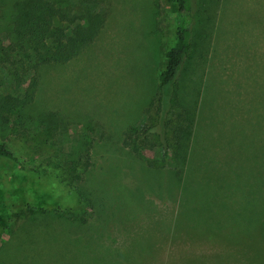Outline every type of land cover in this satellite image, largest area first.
<instances>
[{"label": "rangeland", "instance_id": "1", "mask_svg": "<svg viewBox=\"0 0 264 264\" xmlns=\"http://www.w3.org/2000/svg\"><path fill=\"white\" fill-rule=\"evenodd\" d=\"M14 1L0 0V51ZM170 1L111 0L98 39L43 69L34 109L69 120L77 151L93 126L92 166L86 181L70 173L71 145L42 132L32 139L41 155L13 134L3 141L20 163L0 158V264H264V0H196L179 76L183 102L199 105L188 168L152 176L122 146L160 93L176 30ZM77 185L97 199L76 211V228L53 211L78 208L68 203Z\"/></svg>", "mask_w": 264, "mask_h": 264}, {"label": "trees", "instance_id": "2", "mask_svg": "<svg viewBox=\"0 0 264 264\" xmlns=\"http://www.w3.org/2000/svg\"><path fill=\"white\" fill-rule=\"evenodd\" d=\"M110 3L111 0L13 2L4 25L5 46L0 51V158L20 163L3 142L12 134L23 140L36 155L43 152L41 143H32L38 132L57 137L61 144L71 145L69 141L74 130L69 120L57 111L34 109L43 69L72 62L90 47L106 27V10ZM197 5L196 0L170 1L171 11L176 15V30L173 47L167 54L165 68L160 76V93L150 101L141 125L127 128L122 134L124 149L134 154V159L140 160L143 168L152 176L169 171L177 178L178 172L182 174L188 168L199 105L190 107L183 102L179 76L194 48L192 39ZM90 129L85 128L75 140L82 143L85 149L77 151L75 145H71L65 161L70 166V169H66L70 173L72 170L78 171L85 181L92 166L93 126ZM153 153L160 154L161 159H151L150 154ZM58 179L65 187L69 186L66 179ZM178 180L182 181V176ZM44 184L37 180L35 186L38 188ZM51 186L56 187L54 189L57 191L56 183L51 182ZM48 191L54 192L53 189ZM49 192L41 196L45 202H51ZM74 192L77 201L70 198L68 203H77L78 208L53 212L70 219L77 228L82 224L81 214L76 211L84 210L85 214L86 211H93L97 197L95 199L93 193L91 196L85 195L83 188L78 185Z\"/></svg>", "mask_w": 264, "mask_h": 264}]
</instances>
